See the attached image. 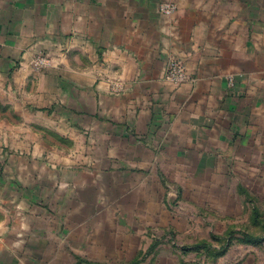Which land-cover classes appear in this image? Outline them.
Segmentation results:
<instances>
[{
  "label": "crops",
  "instance_id": "crops-1",
  "mask_svg": "<svg viewBox=\"0 0 264 264\" xmlns=\"http://www.w3.org/2000/svg\"><path fill=\"white\" fill-rule=\"evenodd\" d=\"M170 59L188 80L165 79ZM257 122L264 0H0V264L107 255L99 228L71 220L87 204L80 162L143 169L172 145H236Z\"/></svg>",
  "mask_w": 264,
  "mask_h": 264
},
{
  "label": "rangeland",
  "instance_id": "rangeland-1",
  "mask_svg": "<svg viewBox=\"0 0 264 264\" xmlns=\"http://www.w3.org/2000/svg\"><path fill=\"white\" fill-rule=\"evenodd\" d=\"M255 125L236 145L211 146L199 139L192 147L181 146L185 154L172 145L142 163L143 169L127 165L123 171L113 163L110 171L88 176L97 165L80 162L77 169L86 172L73 184L81 186L87 204L80 209L76 201L71 220L82 233L89 227L93 238L99 228L107 255L55 262L264 264V122ZM70 148L61 145V153ZM81 219L92 225L78 226ZM244 231L259 239L243 240ZM37 261L52 259H12L13 264Z\"/></svg>",
  "mask_w": 264,
  "mask_h": 264
},
{
  "label": "built area",
  "instance_id": "built-area-1",
  "mask_svg": "<svg viewBox=\"0 0 264 264\" xmlns=\"http://www.w3.org/2000/svg\"><path fill=\"white\" fill-rule=\"evenodd\" d=\"M159 10L165 15H170L177 10V5L173 2L161 3V5L159 6ZM50 63L51 60L49 59V57L43 54L37 56L35 59V65L38 68L46 67L50 65ZM165 77L169 81H173L176 83L185 81L188 78V73L185 64L179 59H170L165 71ZM124 88L125 87L123 83L118 82L116 83L113 90L115 92H121L124 90Z\"/></svg>",
  "mask_w": 264,
  "mask_h": 264
},
{
  "label": "trees",
  "instance_id": "trees-1",
  "mask_svg": "<svg viewBox=\"0 0 264 264\" xmlns=\"http://www.w3.org/2000/svg\"><path fill=\"white\" fill-rule=\"evenodd\" d=\"M242 234L244 236L242 239L245 241L247 240L248 242H255L259 239L258 236L252 235L246 231H244Z\"/></svg>",
  "mask_w": 264,
  "mask_h": 264
}]
</instances>
